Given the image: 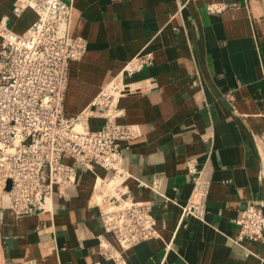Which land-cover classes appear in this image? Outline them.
Here are the masks:
<instances>
[{
  "label": "crops",
  "instance_id": "crops-1",
  "mask_svg": "<svg viewBox=\"0 0 264 264\" xmlns=\"http://www.w3.org/2000/svg\"><path fill=\"white\" fill-rule=\"evenodd\" d=\"M0 0V22L21 34L35 15L16 17ZM68 35L84 52L67 66L62 110H92L90 101L113 79L124 87L116 122L138 136L121 143L134 201L147 202L156 236L126 249V264H264L262 240L237 239L235 220L247 204L264 213V0H71ZM183 4V5H182ZM223 7L218 12L206 6ZM15 30V31H14ZM149 62L131 75L124 65ZM61 162L74 166L66 154ZM76 167L73 196L18 215L0 209V264H113L97 250L102 230L95 177ZM205 185L202 218L182 212L193 180ZM136 181L144 185L138 186Z\"/></svg>",
  "mask_w": 264,
  "mask_h": 264
},
{
  "label": "built area",
  "instance_id": "built-area-1",
  "mask_svg": "<svg viewBox=\"0 0 264 264\" xmlns=\"http://www.w3.org/2000/svg\"><path fill=\"white\" fill-rule=\"evenodd\" d=\"M70 2L14 0V15L30 9L34 20L21 34L0 22V209L6 206L18 215L46 211L53 196L74 195L75 166L89 170L98 166L106 174L95 177L94 193L100 199L94 203L102 230L112 241L99 235L97 250L113 264H126L122 250L157 235L149 204L132 199L126 184L131 176L122 165L126 147L121 143L139 133L134 125L116 122L121 114L117 108L120 88L125 86L116 79L90 101V107L102 113L100 126L88 128L91 109L74 117L63 113L68 62L79 59L85 48L81 38L68 35ZM222 8L206 6L210 12ZM148 62V55L134 57L123 71L131 75ZM63 154L75 165L62 163ZM204 196V183L194 179L192 197L182 212L202 218ZM235 222L237 239H263L260 205H245Z\"/></svg>",
  "mask_w": 264,
  "mask_h": 264
},
{
  "label": "bare ground",
  "instance_id": "bare-ground-1",
  "mask_svg": "<svg viewBox=\"0 0 264 264\" xmlns=\"http://www.w3.org/2000/svg\"><path fill=\"white\" fill-rule=\"evenodd\" d=\"M16 17H18V16H16ZM2 24H3V26L6 27V28L8 27V25H7L6 23H4L3 21H2ZM14 31H15V30H14ZM99 187H100V186H99ZM99 187L97 186L96 188H97V189H100ZM93 199H94V201H95V200H99V199H100V195H99V193H96V192H95V193L93 194ZM124 251H125V250H122V251H121V254H122V255H123Z\"/></svg>",
  "mask_w": 264,
  "mask_h": 264
}]
</instances>
